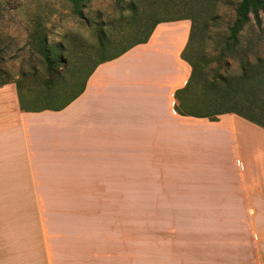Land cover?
<instances>
[{
  "label": "crops",
  "instance_id": "1",
  "mask_svg": "<svg viewBox=\"0 0 264 264\" xmlns=\"http://www.w3.org/2000/svg\"><path fill=\"white\" fill-rule=\"evenodd\" d=\"M190 28L189 19L163 21L147 42L116 57L99 54L91 67L83 62L57 101L41 103L56 95L0 82V212L19 199L35 205L49 264H97L96 249L83 254L81 247L92 206L103 196L124 209L129 185L241 192L234 230L205 226L221 219L206 213L162 217L180 224L155 230L152 240L139 229L134 264H264V198L261 208L255 198V185H264V146L256 151L250 136L264 140V129L235 113L211 121L177 112L175 93L192 72L182 58ZM206 200L203 212L211 210ZM60 254L73 260H57Z\"/></svg>",
  "mask_w": 264,
  "mask_h": 264
},
{
  "label": "rangeland",
  "instance_id": "2",
  "mask_svg": "<svg viewBox=\"0 0 264 264\" xmlns=\"http://www.w3.org/2000/svg\"><path fill=\"white\" fill-rule=\"evenodd\" d=\"M151 1L140 0L142 7L148 10L151 7ZM160 1L169 3L167 9L164 5L161 6L162 14L174 15L175 10L172 6L174 0ZM225 1L219 7L216 20L210 22V32L203 43L204 58L198 60L199 63L211 60L210 67L217 64L213 59L217 52V40L221 33L227 31L232 24L235 6L239 0ZM83 9L86 14H90L96 20L112 19L109 29L114 35L120 34L127 27L130 28L127 21L114 20L118 13L115 0H91ZM261 21V27L258 28L255 19L252 18L250 25L242 33L241 39L243 45L247 46L248 39H255L260 35L261 42L256 46V50L260 55H264V12H261ZM94 27L96 25L89 26L73 13L70 0H0V82L23 78L22 73H26V78L22 81L24 87L42 89L43 79H46L45 77L50 73L44 61L43 52L36 48L37 35L44 31L47 40L50 41L47 43L54 45L61 41L67 42L68 39L78 40L89 46L87 48L91 51L92 57L88 56L83 61L80 59L82 50L75 49L73 65L63 70L62 78L53 88L57 92L56 96L49 99H36L41 103L47 100L57 101L64 95L67 88L72 90L74 74L76 71L81 72L83 62L86 67H91L98 59L100 53L94 45L99 43L100 38ZM67 33L71 34L70 38H65ZM144 34L145 28L127 32L126 37L112 47L108 54L140 39ZM200 43L197 40L192 44L193 55ZM250 136L252 139L257 136L251 144L256 151H259L264 146V140L258 137L259 132H250ZM140 186L139 188V185H129V202L124 209L120 206H111L106 201V197L102 198L103 196H99L98 203L92 206L91 220L86 223L88 233L83 231L86 229L85 221L83 223L84 237L81 239V247L83 254L90 252L89 247L92 250L96 249V256L92 258L93 262L96 261L94 263L127 264V251H129V263L134 264L139 229H145L146 239L152 240V233L155 230L165 229L170 225L176 229L180 224L176 221L171 223L168 220L162 222L160 219L166 216H175L182 221L193 212H198V215L206 213L221 219L211 220L205 223V226L210 224L217 230L236 228L237 220L234 216L240 215L237 211L240 201L237 198H240L241 192H231L229 189L219 188L218 185L215 188L212 185H203L200 188H192L191 185H176L172 188L168 185ZM242 188L246 197H249V189L246 185H242ZM255 190V198L261 208L264 185H255ZM205 194L210 197L207 195L205 197ZM201 198H207V200L209 198L211 204L208 207H211V210L206 209L203 212L200 205ZM211 201H215L216 205H213ZM18 202L11 211L0 212V264H49L41 223L36 216V207L30 206L26 199H19ZM188 203L193 207H189ZM85 208L83 206V211ZM87 211L89 214L90 210ZM191 228H202V225L194 223ZM128 240L129 248L124 249L122 243L127 244ZM71 257L67 258L64 254H60L57 260H73Z\"/></svg>",
  "mask_w": 264,
  "mask_h": 264
},
{
  "label": "trees",
  "instance_id": "3",
  "mask_svg": "<svg viewBox=\"0 0 264 264\" xmlns=\"http://www.w3.org/2000/svg\"><path fill=\"white\" fill-rule=\"evenodd\" d=\"M73 13L82 18L89 26H94L100 41L94 45L100 54H104L123 40L127 32L145 28V34L138 40L128 43L111 56L116 57L132 46L147 42L157 24L163 21L189 19L191 21L189 41L182 52V58L190 63L192 72L182 89L175 93L177 99L176 110L182 115L206 117L217 121L219 115L235 113L264 129V55H260L256 46L261 42L258 35L255 39H248L247 46L243 45L241 36L254 18L258 28L261 27V12H264V0H239L235 6L234 20L227 31L221 33L217 40V52L213 57L217 64L210 67L209 61L199 63L204 58V42L208 38L210 22L217 18L219 7L225 0H174V15L168 16L161 12V6L168 7V2L152 0L151 7H142L140 0H115L118 11L114 20L127 21L130 28L120 34H113L109 29L110 20H96L84 12L91 0H70ZM134 28V29H133ZM67 33L65 38H70ZM201 42L192 54V44ZM47 40L44 31L36 37V48L43 52L44 61L50 73L43 79L40 97L56 95L54 86L62 78L65 68L73 65L74 50L81 51V58L89 56V47L75 39L61 41L54 45ZM88 49V50H87ZM235 64V65H233ZM23 78L16 79L17 85H23ZM24 109V105L22 106Z\"/></svg>",
  "mask_w": 264,
  "mask_h": 264
}]
</instances>
